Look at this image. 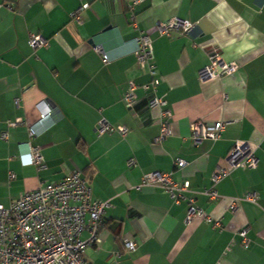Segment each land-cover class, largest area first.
<instances>
[{
    "label": "crops",
    "instance_id": "1",
    "mask_svg": "<svg viewBox=\"0 0 264 264\" xmlns=\"http://www.w3.org/2000/svg\"><path fill=\"white\" fill-rule=\"evenodd\" d=\"M134 1L0 0V203L79 169L92 197L112 203L100 241L85 250L91 263L264 264V0ZM83 6L77 21L72 13ZM174 17L196 23L201 33H160L157 23ZM141 32L152 40L155 90L143 88L152 77L135 53ZM32 33L48 44L34 49ZM214 52L238 69L202 79ZM130 81L137 85L132 108L123 97ZM153 95L171 110V135L162 144L154 141L160 109L147 105ZM102 118L128 132L98 133ZM15 120L23 123L8 125ZM218 120L226 121L222 137L192 140L193 122ZM237 141L254 147L256 167L227 162ZM28 142L39 147L46 168L30 163ZM177 157L187 165L176 167ZM220 166L227 174L214 183ZM151 171L188 181L187 195L221 225L186 221V201L175 202L160 184L141 183ZM212 186L215 199L205 192ZM128 238L135 251L126 249Z\"/></svg>",
    "mask_w": 264,
    "mask_h": 264
},
{
    "label": "built area",
    "instance_id": "2",
    "mask_svg": "<svg viewBox=\"0 0 264 264\" xmlns=\"http://www.w3.org/2000/svg\"><path fill=\"white\" fill-rule=\"evenodd\" d=\"M141 0H135L134 3ZM80 7L72 13V17L81 21ZM136 26L135 17H131ZM160 33L170 35L174 30H181L191 36L199 35L196 23L178 17L160 21L157 23ZM30 44L34 49L48 44L41 35L32 33ZM96 48L103 53V59L109 62V55L100 46ZM140 66L149 69L152 81L144 84V89H156L159 75L156 65L153 63V46L150 35L141 32L137 37V49L135 51ZM238 65L225 61L219 52L208 56V63L199 71L202 79L222 77L234 73ZM134 81L128 83L124 92V102L127 107H134L137 102ZM147 105L151 108L160 109V131L154 137L156 143L162 144L170 135L171 128L169 117L171 110L167 108V100L163 96L153 95ZM45 114L41 116L44 117ZM23 123L21 120L9 121V126H17ZM226 128V121L218 120L211 123L196 121L192 123V140L199 143L202 140H216L222 137ZM96 129L103 134L108 131H119L122 135L128 132V127L115 126L107 119L98 121ZM30 136L36 135V129L28 126ZM3 139H7L8 132L3 131ZM30 163L38 165L40 169L47 167L43 161L39 147L28 142ZM134 161L130 159L129 163ZM174 164L178 168L187 165L182 158H175ZM227 162L231 166L254 168L258 159L254 147L243 141H237L230 149ZM227 174L226 167L220 166L213 175V182L217 183ZM11 177H15L11 173ZM142 184H160L168 191L175 202L186 201L188 204L186 221L195 217L203 218L206 222L215 226L221 225V219L208 214L202 207L197 205L193 196L187 195L189 182L178 183L170 172L151 171L142 176ZM212 199L219 193L212 186L205 191ZM248 198L253 195L248 194ZM112 206L110 199H94L92 188L82 176L79 169L69 171L58 181L40 185L36 189L23 192L8 206L0 203V264H93L84 257L87 247L96 245L100 241V231L104 225V215ZM231 210L237 207L235 201L231 204ZM83 232H87L85 238ZM248 229L239 231L245 245L250 243L247 235ZM125 247L128 251L136 250V242L132 238L125 239Z\"/></svg>",
    "mask_w": 264,
    "mask_h": 264
}]
</instances>
